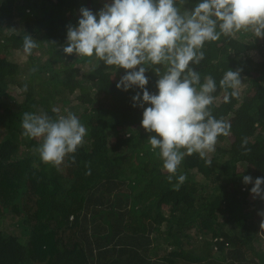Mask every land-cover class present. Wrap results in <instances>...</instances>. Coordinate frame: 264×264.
Returning <instances> with one entry per match:
<instances>
[{
    "label": "trees",
    "instance_id": "trees-1",
    "mask_svg": "<svg viewBox=\"0 0 264 264\" xmlns=\"http://www.w3.org/2000/svg\"><path fill=\"white\" fill-rule=\"evenodd\" d=\"M104 3L0 0V264H264V200L242 183L264 176V38L240 32L205 44L196 69L217 81L209 108L230 128L213 152L183 158L176 188L132 106L139 89L115 87L125 70L62 51L79 9ZM28 34L37 47L20 64L11 55ZM229 68L241 83L225 101ZM146 75L154 93L157 77ZM25 112H72L87 134L61 164L44 163L42 138L23 135Z\"/></svg>",
    "mask_w": 264,
    "mask_h": 264
},
{
    "label": "clouds",
    "instance_id": "clouds-1",
    "mask_svg": "<svg viewBox=\"0 0 264 264\" xmlns=\"http://www.w3.org/2000/svg\"><path fill=\"white\" fill-rule=\"evenodd\" d=\"M184 2L105 0L96 12L81 7L75 25L66 28L62 46L66 55L95 58L125 70L115 87L139 89L131 97L132 106L142 109L141 127L150 133L148 143L151 150H158L169 181L186 155L205 157L215 150L218 136L230 128L209 108L217 81L211 75L202 78L196 69L204 59L205 44L240 32L264 38V0H196L190 10H181ZM22 47L26 55L37 47L31 34L24 36ZM149 69L157 77L154 93L146 87ZM240 83L239 70L224 72L219 86L226 93L225 101L238 95ZM21 126L23 135L42 138L40 159L52 165L74 153L87 134L72 112L56 119L25 112ZM176 180L174 187L179 188L185 176ZM242 183L252 185L248 191L253 199L264 200V176L242 175Z\"/></svg>",
    "mask_w": 264,
    "mask_h": 264
},
{
    "label": "rangeland",
    "instance_id": "rangeland-1",
    "mask_svg": "<svg viewBox=\"0 0 264 264\" xmlns=\"http://www.w3.org/2000/svg\"><path fill=\"white\" fill-rule=\"evenodd\" d=\"M73 57H77L75 54L69 55L68 56V60H74ZM12 60L17 61L18 63H25V61H27V56L23 51H20L19 48H16L13 50V54L11 55ZM9 90V94L13 97V99H22V95L20 94V89L15 85L12 84L11 86L8 87ZM216 98H218V96H216ZM11 101V99H10ZM227 145V143H225ZM199 177H202V175H200ZM198 177V178H199ZM197 178V179H198ZM7 224H6V229L8 231L12 230L13 231V227H11V225H9V219H7ZM262 247H264V243L263 245L261 244Z\"/></svg>",
    "mask_w": 264,
    "mask_h": 264
}]
</instances>
